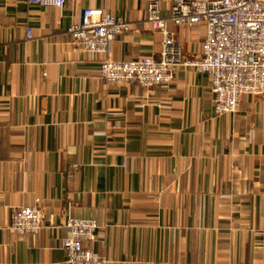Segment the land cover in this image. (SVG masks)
Wrapping results in <instances>:
<instances>
[{"label":"crops","instance_id":"crops-1","mask_svg":"<svg viewBox=\"0 0 264 264\" xmlns=\"http://www.w3.org/2000/svg\"><path fill=\"white\" fill-rule=\"evenodd\" d=\"M152 1L161 15L172 3L0 0V264H62L69 218L96 224L82 247L107 264H264V101L241 95L214 115L207 75L184 64L203 24L168 27L180 63L149 89L104 84V56L66 33L100 9L129 24L109 59H156ZM36 200L38 233L11 234V213Z\"/></svg>","mask_w":264,"mask_h":264},{"label":"built area","instance_id":"built-area-1","mask_svg":"<svg viewBox=\"0 0 264 264\" xmlns=\"http://www.w3.org/2000/svg\"><path fill=\"white\" fill-rule=\"evenodd\" d=\"M64 1L25 0V4L59 9ZM144 23L161 35L156 59L145 56L129 61L109 59L110 42L127 32L129 24L100 9H82L78 21L66 33L83 52L104 56L97 71L104 84H132L149 89L167 85L171 70L180 63L168 27L202 23L204 35L199 56L184 64L207 75L214 115L235 113L241 95L264 101V0H172L166 15H161L152 1L146 6ZM32 37L31 30L25 29V39ZM64 228L68 235L60 239L65 255L62 264H107L104 258L82 247L83 242L94 238L97 226L93 221L69 218ZM39 230L37 200L11 213L8 225L11 234L34 236Z\"/></svg>","mask_w":264,"mask_h":264}]
</instances>
